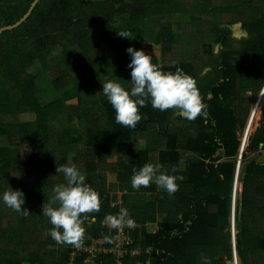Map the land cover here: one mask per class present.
I'll use <instances>...</instances> for the list:
<instances>
[{
    "label": "trees",
    "instance_id": "1",
    "mask_svg": "<svg viewBox=\"0 0 264 264\" xmlns=\"http://www.w3.org/2000/svg\"><path fill=\"white\" fill-rule=\"evenodd\" d=\"M32 1L0 0V27L15 23ZM175 1L40 0L23 23L0 34V137L7 140L0 145V195L10 188L22 190V208L28 211L17 213L0 202V264H67L72 245L57 244L48 235L52 225L42 209L54 186L65 182L56 169L70 162V154L101 198L99 210L86 214L80 242L108 238L113 229L102 221L125 208L137 225L126 233L132 246L140 245L141 259L226 264L233 257L227 231L232 216L241 264H264V161L245 156L236 176L251 112L242 91L264 83V0H194L183 10H175ZM157 9L161 20L153 15ZM203 10L210 15L207 20L194 15ZM180 13L190 18L195 35L210 39L207 44L192 45L191 35L172 19ZM121 31L133 39L121 38ZM145 42L162 46L168 57L162 61L164 71L179 67L196 79L206 116L188 121L179 111L161 112L148 103L135 128L116 123L103 83L119 80L130 89L126 50ZM194 54L208 59L205 70ZM39 61L50 80L62 84L58 99L50 103L38 94L39 79H45L34 71ZM24 114L33 117L15 118ZM260 121L249 143L251 153L264 151V110ZM57 136L62 138L55 142ZM146 163H159L181 177L178 190L168 195L155 184L133 189V170ZM113 172L117 182L129 185L127 192L111 184ZM237 181L243 189L235 199ZM148 223L155 224L152 232ZM107 259L102 264H112L113 258Z\"/></svg>",
    "mask_w": 264,
    "mask_h": 264
},
{
    "label": "clouds",
    "instance_id": "2",
    "mask_svg": "<svg viewBox=\"0 0 264 264\" xmlns=\"http://www.w3.org/2000/svg\"><path fill=\"white\" fill-rule=\"evenodd\" d=\"M118 35L121 38L133 39L132 33L127 31H121ZM126 51L131 57L128 64V68L131 69V88L127 89L119 80L107 81L103 83L102 88L103 94L115 111L117 124L135 128L142 119L140 109L146 107L148 103L152 108L161 112L179 111L188 121H193L201 115H207V105L204 103L194 77L179 67L175 72L164 71L162 61L154 51L146 52L142 48L134 47H129ZM154 58L159 60V63H156ZM260 94L261 91L254 102L260 100L262 97ZM255 111L256 108L250 112L245 125L246 134L244 133V137L241 138L237 171L240 168ZM56 172L63 174L65 182L54 186L53 195L47 206L43 205L42 216L49 219L52 227L48 230V235L57 244L78 245L85 233L83 225L87 219L86 214L99 210L101 198L75 163L69 162L61 165L57 167ZM180 179L182 178L165 171L163 165L159 163H146L139 170H133L131 186L139 190L141 187L146 188L155 184L168 195H172L178 190L177 181ZM0 202L17 213L28 214V211L22 208L25 203V194L22 190L10 188L0 195ZM107 219L113 228H118L121 224L134 226V221L129 217V212L125 208H121L116 216H109ZM234 233L233 225V236ZM205 264H208L207 260Z\"/></svg>",
    "mask_w": 264,
    "mask_h": 264
},
{
    "label": "rangeland",
    "instance_id": "3",
    "mask_svg": "<svg viewBox=\"0 0 264 264\" xmlns=\"http://www.w3.org/2000/svg\"><path fill=\"white\" fill-rule=\"evenodd\" d=\"M194 0H176L175 1V4L173 5L175 10L180 8L181 10L187 8V7H190L191 6V3L193 2ZM255 4H257L255 2ZM261 6H263V9L261 10L262 13H264V3L261 2ZM260 6V7H261ZM161 9H157L155 10V12L153 13L154 17L156 19H159L161 20L162 17H161ZM194 15H201V18L203 20H207L209 18V14L207 13V11H201V12H197V13H194ZM173 18V21L174 22H179L178 24H181L183 28H181V31L185 32L187 35H191V39H192V45L194 43H203L204 41H206V44L207 42L210 41L209 38H207L206 36L205 37H202V35L198 34V35H195L192 30H191V26H189L190 24V18L188 16H184V15H181L180 14H175L174 16H172ZM226 16H221V19L222 20H226ZM156 27V25H153L152 28ZM215 27V26H214ZM204 29L206 30L205 26H204ZM179 31V32H181ZM196 39V41L194 40ZM183 46H187V44L185 43V41L183 40ZM144 49L146 52H155V54L157 56H159L161 58V60L163 61L164 59L168 58L167 56H164V52H163V49H162V46L161 45H155L153 43H142L140 48L139 49ZM128 54V53H127ZM129 58L131 59L130 55L128 54ZM209 55H205V57H208ZM194 58H198L195 54L193 55ZM205 61L208 60L207 58L204 59ZM204 60H201V58H198V67L199 69L201 70H205V68H203L205 65H206V62H204ZM34 71L35 72H38L39 74L45 76L43 78H40L39 79V88H38V94H39V97L41 99V101L43 103H50L56 99H58V90L61 88L62 84H60L59 82L58 83H55L53 82V80H50L49 78V74L47 72H45V69L41 63V61L38 62V64L34 67ZM247 74V73H246ZM209 76V73L207 74ZM264 86V84L260 87L256 86L253 90H246V91H242V94L244 97L248 98L249 101H250V107H252L253 110H255V108H259V110L257 111V119H255V121L251 122L252 124V128L249 129V132H248V139H247V142L245 144V147H244V158L242 159H245V156H248V157H254L256 158L258 161H264V151H260L259 153H251L249 151V143L251 141V137H253V135L255 133H257L258 131V128L260 127V119L262 117V113H263V110H264V102L261 103V100H262V97L260 98L259 100V104H257L258 102H254L255 98L259 95V92L261 91L262 87ZM264 95V92L262 94V96ZM71 102H75V100H72ZM254 103V104H253ZM261 103V104H260ZM255 105V106H254ZM75 106V105H73ZM252 109L250 111H252ZM256 113V111H255ZM254 113V115H255ZM32 115L31 114H24V115H19L18 117H15L16 119H32ZM60 120L62 122L61 124V127L64 129L65 128V118L64 116H60ZM99 125H102V122L99 123ZM244 133L246 134V131H245V127H244V130H243V133H242V138L244 137ZM60 138H62L61 136H57V140H54L55 142H57ZM7 143V140L6 138H3V137H0V145L2 144H6ZM113 157V156H110V158ZM68 161L72 162V163H76L75 162V157L73 154H70L68 156ZM244 162L241 163L240 165L243 166ZM180 168L181 170H183L185 168L184 164L181 163L180 164ZM60 175V174H59ZM108 179L110 180L111 184L113 185H116L117 183V174L113 172V174H111L110 176H108ZM237 183V184H236ZM234 182L233 184V187H234V197L236 199V196L237 198L239 197V195L242 193V189H243V182H240V181H237V182ZM238 185V186H237ZM122 192H125L122 188H120ZM119 190V189H118ZM121 193V192H120ZM263 199V198H262ZM164 218V217H163ZM231 226L229 229H227V231L230 230L231 232V238L233 237V217L231 216ZM162 220V219H161ZM148 231H153L155 229V224L153 223H148ZM234 231H235V235L237 233V230L236 228L234 227ZM28 235L30 233V231L27 232ZM228 261V260H227ZM227 261L226 264H227ZM237 264H241L240 260H239V257L237 256Z\"/></svg>",
    "mask_w": 264,
    "mask_h": 264
},
{
    "label": "built area",
    "instance_id": "4",
    "mask_svg": "<svg viewBox=\"0 0 264 264\" xmlns=\"http://www.w3.org/2000/svg\"><path fill=\"white\" fill-rule=\"evenodd\" d=\"M263 91L264 86L261 94ZM114 205V202L110 204L111 207ZM102 226L113 229V233L102 240L93 238L90 243L79 242L78 245H72L67 264H102L108 261L107 256H110V259L113 258L112 264H154L149 257L144 259L138 257L142 251L139 244L132 246L133 239L129 236V232L126 233V230L135 228V223L131 227L121 224L118 228H113L105 218ZM130 258L131 261H129ZM234 259L237 264V258Z\"/></svg>",
    "mask_w": 264,
    "mask_h": 264
},
{
    "label": "water",
    "instance_id": "5",
    "mask_svg": "<svg viewBox=\"0 0 264 264\" xmlns=\"http://www.w3.org/2000/svg\"><path fill=\"white\" fill-rule=\"evenodd\" d=\"M40 0H33L28 8V10L23 14L22 17H20L15 23L13 24H9V25H5L3 27H0V34L5 31V30H12L16 27H18L21 23H23L28 17L29 15L31 14L33 8L37 5V3L39 2ZM159 57V56H158ZM159 59L161 60V58L159 57ZM155 60V58H154ZM162 61V60H161ZM156 63H159V60H155ZM238 175V171L236 173V176ZM232 251H233V257L232 259L228 260L227 261V264H235V257H236V248H235V236L232 237ZM234 261V262H233Z\"/></svg>",
    "mask_w": 264,
    "mask_h": 264
},
{
    "label": "crops",
    "instance_id": "6",
    "mask_svg": "<svg viewBox=\"0 0 264 264\" xmlns=\"http://www.w3.org/2000/svg\"><path fill=\"white\" fill-rule=\"evenodd\" d=\"M146 43H148V42H146ZM116 188H117V190L119 191V192H121V193H125V192H127L128 190H129V185L126 183V182H117L116 183ZM120 188H122L125 192H122L121 191V189ZM143 187H141V189H142ZM152 200V195H151V193H147V198H146V201L147 202H149V201H151ZM162 218H160V220H161ZM136 225V224H135ZM148 225V224H147ZM137 228V225H136V227H135V229ZM147 228H148V226H147ZM147 232H152V231H148V229H147ZM136 245H138V244H136Z\"/></svg>",
    "mask_w": 264,
    "mask_h": 264
},
{
    "label": "bare ground",
    "instance_id": "7",
    "mask_svg": "<svg viewBox=\"0 0 264 264\" xmlns=\"http://www.w3.org/2000/svg\"><path fill=\"white\" fill-rule=\"evenodd\" d=\"M264 92V91H263ZM263 94V93H262ZM262 101V100H261ZM255 106V105H254ZM251 126V125H250ZM250 129V128H249ZM249 132V131H248ZM237 184V183H236ZM238 186V185H237ZM238 263V262H237Z\"/></svg>",
    "mask_w": 264,
    "mask_h": 264
}]
</instances>
